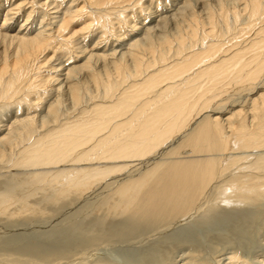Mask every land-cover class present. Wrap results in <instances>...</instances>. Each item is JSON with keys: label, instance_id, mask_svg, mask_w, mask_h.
I'll return each instance as SVG.
<instances>
[{"label": "bare ground", "instance_id": "obj_1", "mask_svg": "<svg viewBox=\"0 0 264 264\" xmlns=\"http://www.w3.org/2000/svg\"><path fill=\"white\" fill-rule=\"evenodd\" d=\"M130 3L144 2L0 0V168L27 169L0 190V213L14 203L38 210L29 197L39 189L51 202L76 197L164 151L168 159L154 154L112 190V211L131 227L183 216L214 184L228 200L264 196V154L242 163L239 152L264 146V0H156L140 16L127 12ZM62 41L73 61L56 54ZM232 218L201 234L238 239L236 225L249 220ZM195 228L186 227L189 239L160 244L161 236L134 264L172 262L173 248L200 240Z\"/></svg>", "mask_w": 264, "mask_h": 264}, {"label": "rangeland", "instance_id": "obj_2", "mask_svg": "<svg viewBox=\"0 0 264 264\" xmlns=\"http://www.w3.org/2000/svg\"><path fill=\"white\" fill-rule=\"evenodd\" d=\"M151 1L156 2V0H143L145 4L143 3L142 5L130 3L129 6L130 8L132 6V8L131 9L129 8L127 12L130 15H137L139 13L140 16L141 12L144 11L142 10L140 12V10L144 9L145 6L147 7L148 4L151 3ZM156 4L157 3L154 4L151 3L149 6L152 7L153 5L157 6ZM168 6L171 8H175V6H179V5L176 2H174L168 4L167 7ZM138 7L140 8L139 10ZM148 10H150V8H148ZM51 11L52 9L49 10V12ZM55 14L52 13V15ZM35 16L37 17L38 14H35ZM1 22H2V18L0 19V25ZM35 27H39V25L36 24ZM66 45L67 48L65 47ZM56 46H58V50L56 51V54L59 53L58 55L60 56L64 55L63 56L64 60L67 57L66 59L67 62L73 61L72 58L71 60L70 59L68 60L69 57L75 55V53H73L72 50L73 48L72 43L67 41H62L60 44L57 43L55 47ZM60 49L62 50L63 53L61 52ZM66 49L67 52L64 51ZM96 92H97V88H96ZM239 152L241 154V157L243 156L242 163H244L248 160L254 159L258 155L264 154V146L260 148H250ZM154 154H157L156 155L157 158L155 157ZM154 154L146 157L145 160L147 161H145L144 159L140 160L139 162L141 165L136 163L138 164V166L136 165L138 168H135V165L133 164L131 168L128 167L129 169L127 168L121 172H116L115 174H113L114 176L110 174L106 179L104 178L105 180H102V182L103 181L105 182L103 183L99 182L97 183V185L95 182L93 185H91L86 190H84L85 192L83 191L81 195H76V197L75 195L74 196L69 195L65 197V199L63 198L59 200L61 202L59 201L51 202L48 200H44L43 198L44 191H42L43 189L42 190L39 189L35 191L32 196L29 197L30 204L36 206L38 210L15 211V207H17V204L16 203L11 204L5 212L0 213V244L3 243L2 245H0L1 247L0 264H15L16 262H17L16 264H47V263L48 264L49 263L50 264H95L97 260L100 264L102 263L131 264L132 262L130 261H133L132 264H134V262H136V260L134 259L140 258V255L144 256L146 252H149V249L151 250L154 249L155 248L154 246H156L155 243L157 242V240H159L162 237L163 238L159 240L160 244H164L166 242L169 243V241L176 240V237L178 236L184 238L187 235V238L185 237V239L191 238L190 234H187L189 232H186L187 231L186 227L189 229V227L192 226L196 227L195 229L199 233L198 237L200 240L199 241L192 240V242L189 243L191 246L194 247L192 249L188 248L187 246L184 248L182 247L173 248L172 262L170 258V260L168 261L166 260V264H170V263L171 264H182V263L183 264H264V217H263L264 196H261L259 198H248V199H237L236 197L232 196L230 197L231 200L230 199L228 200L229 197L222 196L220 194V191L217 190L214 184L209 188L208 190L209 193L207 192L208 194H206L208 196V199H206L207 196L205 195L201 199L202 202L201 200L198 201V207H196L197 209L196 208L192 209L189 212L183 214V216L182 215L176 216L166 221L158 222L149 226L147 225L138 226L137 227L138 230L135 227H133L134 225L131 227V223L127 221V220L130 221V219L128 218V216L127 219L125 217L126 213L119 214L118 212H115L116 214H118L116 216V214L111 209L113 205V197H111V195L113 194L112 190L114 191V189L118 186L119 181L121 180V176H123L126 179L132 176L131 172L132 171L136 172L137 169H139V166H141L140 169L145 168V166H147L146 164H149L151 162L150 159L152 160L153 156H154L153 161L155 160V158L157 159L155 161H159L160 159H161L160 161H163L169 158L167 151L157 152ZM185 154L188 155L189 153L182 152L178 156L184 157L186 156ZM142 162H147V163L144 165V163ZM134 168L136 169V171L134 170ZM39 170L40 169H35V171H39ZM25 172H27V169L15 167V166L12 168L11 167L0 168V190L5 189L6 185H8L9 183H10L9 185H11V182H14L15 180H17V178L18 180L22 179L24 174H26ZM120 174L121 176L119 177ZM25 188L26 186L25 187L18 186L15 190L22 192ZM27 188H32V185H29V187ZM101 189L104 190L102 191L104 194L101 192ZM48 190L45 189V192L47 193L52 191V189L49 191ZM106 199H108V201ZM252 199L255 202H252L253 201ZM105 201H107L106 204ZM258 202L261 204H259ZM200 203H202L201 204L202 206L200 205ZM201 207H203V209ZM199 208L201 209L198 210ZM194 210L195 212L196 211L197 212L194 213L193 212ZM208 210L209 212H207ZM204 211H206V213ZM204 213L207 215L204 216L205 215ZM120 215H122L123 217ZM244 216L246 219L249 220V222L248 223L246 222V224L241 222V224L236 225V227L239 229L238 239L234 237V234L230 235V233H228L229 232L228 230L227 231L224 230L225 232L222 231L219 238L217 239L213 238V235L210 237H206L201 234V228H204V225L206 226L209 223L219 224L220 222L222 223L225 222L229 218L231 219V217H233L232 219H236ZM215 218L218 219V221L220 222L214 220ZM117 219H119L120 224L123 223L122 221L125 220L122 225L124 227H121L120 224L117 225L118 223L116 221ZM188 220L190 224L188 223ZM231 221L233 224L234 221L230 220V222ZM114 224H116L118 227ZM156 224H159L160 226L158 225V227L156 228L155 226ZM166 225L168 228L166 227ZM220 225L221 224H219V226ZM107 226H114L115 228L110 227L112 228V230H110ZM128 226L130 227L129 230L124 229L126 227L128 229L129 228ZM161 227L163 228L161 229ZM104 228L105 231L107 229L109 231L107 230L108 232L107 231L104 232ZM117 228H119L118 229L119 231L123 230L125 232L123 233V231L122 232L116 231ZM155 228L156 230H154ZM113 230H115L116 232L114 231L113 233ZM177 230L178 231L181 230L182 232L180 231L179 234ZM102 231L106 235H104ZM127 231L128 233H126ZM184 231L186 234L184 233ZM139 232H141L140 233L141 235L140 234L137 235ZM98 233H99V237H98ZM121 233L124 235H122ZM181 233H183L182 236ZM100 234H103V237ZM114 234H116L117 237ZM108 235H110L111 237ZM104 236H105V240H104ZM101 238L103 239L101 240ZM221 238H223L224 240ZM5 240H7V242ZM12 242L14 243L12 244ZM159 242H157L156 244L158 245ZM9 244H12L13 246L10 247L8 246ZM31 244L32 245L35 244V246H32ZM45 245L47 247L49 246L50 249L49 247L44 249L46 247ZM51 246L52 247L55 246L54 247L55 249L60 248L59 249L60 251L55 249L54 251H52ZM15 247L17 248V250H19L18 253L17 250H15L16 249ZM31 247L34 249H32ZM22 248L24 249V251H20L23 250ZM36 248L39 250V254H35L38 252ZM11 249L14 250L12 251V253L9 252L11 251ZM28 249L30 250V252L28 251ZM42 249L44 250V252L46 251L47 253L46 252L44 253ZM61 249L63 250V252ZM40 250L44 254L40 253ZM49 250L52 252H49ZM135 250H138L139 254H137ZM32 251L35 253H33ZM124 251L127 253L124 254ZM130 251L132 252L130 253ZM20 252H25V253L19 254ZM27 252L30 253V256H28L29 253ZM56 253L57 256L55 255ZM41 254L42 256H39ZM51 254L52 256L54 254V256L53 257L49 256ZM166 254L167 253L165 252L163 253V255L165 256ZM32 255H36V257L38 256L39 258L38 257L36 258L35 256ZM231 255L232 257L234 256V258H231ZM132 256H135L134 259ZM165 256H162V260L163 257ZM28 257L34 259V261H32L33 259L32 260L30 259V262L33 263L29 262ZM47 258H49L52 261H50L49 259L48 261H46Z\"/></svg>", "mask_w": 264, "mask_h": 264}]
</instances>
